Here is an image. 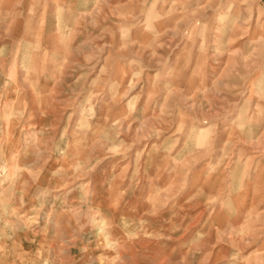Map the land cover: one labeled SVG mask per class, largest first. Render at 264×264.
Wrapping results in <instances>:
<instances>
[{"label":"rangeland","instance_id":"1","mask_svg":"<svg viewBox=\"0 0 264 264\" xmlns=\"http://www.w3.org/2000/svg\"><path fill=\"white\" fill-rule=\"evenodd\" d=\"M55 1L0 2V167L6 161L9 169L0 174V233L39 216L32 228L0 238V264H264V91L250 95L239 77L219 84L237 88L202 90L234 61L245 74L240 53L264 35V0L247 34L216 32L217 15H246L239 0H176L163 28L182 15L206 24L203 52L199 36L184 34L187 22L159 38L164 47L152 44L141 14L152 0H77L65 18ZM172 6L167 0L164 10ZM137 21L134 43L125 45L123 29ZM166 100L172 116L163 112ZM246 102L255 122L240 135L233 121ZM210 117L211 142L203 123ZM118 121V135L106 141L104 130ZM245 170L243 190L229 195L232 175ZM217 194L232 211L209 204ZM38 197L46 201L39 214ZM88 207L103 219H81L86 226L72 239ZM58 229L70 240L63 252L53 244ZM100 229L109 240L97 239Z\"/></svg>","mask_w":264,"mask_h":264},{"label":"clouds","instance_id":"2","mask_svg":"<svg viewBox=\"0 0 264 264\" xmlns=\"http://www.w3.org/2000/svg\"><path fill=\"white\" fill-rule=\"evenodd\" d=\"M145 3H147V0H145ZM167 3V0H152L151 7L144 10L141 14L147 16V20L145 21L143 27L144 31L146 33H149L152 37V44L155 47H164L165 45L162 43H159V38L164 36L166 32L171 31L173 33H179L180 29L179 26L182 22H187L189 27L188 30L184 33L186 36H188L190 39H193L196 36H199L201 39L200 44V50L201 52L205 51L208 47L207 41L205 39V33L209 31L208 26L206 24H198V22L194 20H189L187 16L182 15L180 19L175 21V26L172 28H163L164 23L166 22L167 18L172 15L173 12H175V3L176 0H173V6L169 8L167 11L164 10V4ZM240 7L242 9V12L246 15L237 14L234 19H230L227 12L217 15L216 22L219 25V27L216 28L217 33H222L225 28H227L230 32H235L237 28L241 29V31L244 34L248 33V26L250 25V22L252 20L253 15V7L254 5H258V0H239ZM159 5V10H158ZM231 11V8H229V12ZM259 14L260 17H264V6H259ZM129 16H131V13H128ZM194 17V13L191 14ZM133 20H136L135 17L132 18ZM137 23H132L129 25V27H126L123 29V37L125 39V45L134 43L130 39V28H134L137 26ZM230 24V27L228 25ZM261 24L264 25V21H261ZM163 28V30H160ZM199 29V30H197ZM233 41L229 40V44H231ZM253 44L255 45L252 47L251 51L247 52V55H245L243 52L240 53V59L243 61L241 64V67H243L246 71L243 76H240L239 73H236L234 71L235 67V61L233 62V69L229 70L228 72L222 74L221 76L217 77L215 80L211 82L210 87L203 88L205 94L208 93H217L224 89H234L237 88V84H230V83H223L222 88L219 86L221 81L227 80L228 77H232L235 79L236 77H239L241 81L248 82V91L250 95L255 96L258 94V92L264 91V89L260 88L261 84H264V35L261 36L260 40L253 41ZM239 51V50H238ZM4 49H0V55H3ZM155 55V53H153ZM86 59H90V57H86ZM133 63H137L136 60H133ZM143 69L141 68L140 72H142ZM140 72L136 73V77L138 78L140 76ZM255 75V79L250 78ZM157 78H159V73H157ZM130 89L133 87V85L129 86ZM240 88H244V84L239 85ZM243 94V93H241ZM207 99V95L205 96ZM262 99H264V96H261ZM135 99H133L132 103L129 105L130 112L134 108ZM190 99V98H189ZM168 101H165V106L163 108V112L167 116H172L173 112L172 110L167 106ZM192 106H188L187 109H181L182 111H190ZM89 114L94 116L95 113L89 110ZM22 115V113L20 114ZM258 116L261 120H264V109L258 110ZM254 119L252 116L249 115V109L247 102L245 104V107L241 110L240 116L237 117L236 120L233 121V125L236 129L239 130L240 135H248L250 132V125L254 123ZM199 123V122H198ZM203 123L207 124L206 131L209 136V142H211V138L214 135L215 132V118L210 117L208 120L204 121ZM183 128V124H182ZM181 129H178L180 131ZM117 134L119 133V121L117 122L116 127L105 129L103 132V138L107 141L110 139H113V136H110L109 134ZM158 135V133H157ZM192 137H195L196 135V128L192 129L191 133ZM260 138L264 139V131L260 133ZM196 147H200V145H196ZM113 151H115L113 149ZM63 155V153H62ZM100 163V160H97L95 164H92L91 167L87 168L86 171H92L95 169V167ZM9 171L7 162H3V167H0V174L7 173ZM20 172V169H15L12 173V179L14 181L19 180L18 173ZM247 176V171L245 170L244 175H232V183L229 185L230 193L229 195L235 193L238 194L241 192L245 186L244 181L245 177ZM47 195L52 196V193H47ZM54 199H59L58 195L53 196ZM39 200V207L36 209L37 214L44 208L46 201L44 199H41L38 197ZM217 203L218 206L222 210L232 211V202L227 196H222L221 194H217L214 198L209 200V204ZM5 215H7V205H5ZM89 217L92 218H98L103 219L102 214L99 211H94L91 207H88L86 210H81L79 214L76 217V227L72 231V239H76L80 232L82 231L83 227H85V224L81 223V219L88 220ZM39 223V216L35 215L33 216L29 221L26 223L21 224L19 221V218L15 223H9L4 225L3 232L0 233V238H10L8 236L9 231L11 230L14 232L18 228H32V226ZM92 228H96V224L91 225ZM109 226H111V222L109 220ZM250 235V233L245 232L243 235H241L240 239L243 240L246 236ZM97 239L103 241H107L110 239V236L108 233L104 231V229H100L96 232ZM202 235L198 236V239H202ZM53 244H56L59 246V251L63 252L64 249L70 244V240L67 239L63 233L58 229L55 236L53 237ZM3 249H0L2 251ZM235 259V257L233 258Z\"/></svg>","mask_w":264,"mask_h":264},{"label":"crops","instance_id":"3","mask_svg":"<svg viewBox=\"0 0 264 264\" xmlns=\"http://www.w3.org/2000/svg\"><path fill=\"white\" fill-rule=\"evenodd\" d=\"M2 1H5V0H0V2H2ZM55 2H57V9L61 10L63 17L65 18L69 14L68 10L70 8H73V6L77 2V0H56ZM58 2H59V4H58ZM46 3H47V0H46ZM77 9H79V8L77 7Z\"/></svg>","mask_w":264,"mask_h":264}]
</instances>
